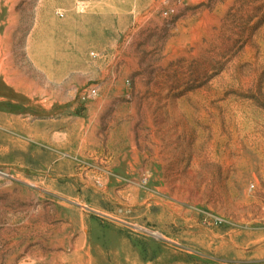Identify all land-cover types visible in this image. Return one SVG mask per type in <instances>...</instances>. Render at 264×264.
Segmentation results:
<instances>
[{
    "label": "rangeland",
    "instance_id": "1",
    "mask_svg": "<svg viewBox=\"0 0 264 264\" xmlns=\"http://www.w3.org/2000/svg\"><path fill=\"white\" fill-rule=\"evenodd\" d=\"M0 264H264V0H0Z\"/></svg>",
    "mask_w": 264,
    "mask_h": 264
},
{
    "label": "built area",
    "instance_id": "2",
    "mask_svg": "<svg viewBox=\"0 0 264 264\" xmlns=\"http://www.w3.org/2000/svg\"><path fill=\"white\" fill-rule=\"evenodd\" d=\"M96 94V91H94V90H92L91 92H90V95H95Z\"/></svg>",
    "mask_w": 264,
    "mask_h": 264
}]
</instances>
